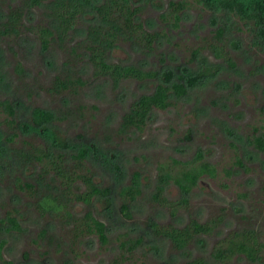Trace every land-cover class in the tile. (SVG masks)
<instances>
[{
    "label": "rangeland",
    "instance_id": "1",
    "mask_svg": "<svg viewBox=\"0 0 264 264\" xmlns=\"http://www.w3.org/2000/svg\"><path fill=\"white\" fill-rule=\"evenodd\" d=\"M28 1L0 0V101L10 102L14 109L9 116L0 107V241L5 242L0 264H109L119 255L121 234L142 238L123 264H184L199 257L207 264H264V151L248 141L252 135L264 137V44L255 43L250 26L186 0L190 8L180 27L172 29L159 19L170 0H133L141 7L138 20L158 37L151 50L132 41L119 42L107 59L156 71L158 77L114 85L94 76L88 61L85 29L94 22L91 11L79 18L69 36L54 35L43 49L31 28L46 25L54 30L50 6L29 8ZM11 8L23 13V27L18 35L7 36L2 25ZM221 26V40L234 65L216 58L206 44V39L218 41L214 34ZM179 75L186 81L183 97L172 96L166 109L154 108L142 131L121 132L122 116L135 100ZM56 76L80 78L84 84L75 91L53 90ZM34 107L53 112L50 132L31 125ZM31 145L62 154L66 168L74 166L79 147L89 148L93 181L110 186L113 194L90 203L64 202L74 217L91 211L103 221L107 244L101 245L95 236L71 243V219L39 212L40 197L48 193L60 197L62 187L54 173L41 172L30 157ZM197 152L216 167L217 175H203L187 203L181 202L183 193L173 182L155 199L157 165L173 158L188 162ZM135 171L140 173L141 193L130 202L131 217L126 218L117 190L131 182ZM19 182L32 184L36 193L19 188ZM74 185L77 192L85 189L80 181ZM8 212L20 230L9 228ZM218 217L222 219L210 234L195 236L182 249L147 227L149 220L183 227L192 218L204 223ZM244 230L255 232L263 243L257 259L236 255L229 262L216 261L215 244Z\"/></svg>",
    "mask_w": 264,
    "mask_h": 264
},
{
    "label": "trees",
    "instance_id": "2",
    "mask_svg": "<svg viewBox=\"0 0 264 264\" xmlns=\"http://www.w3.org/2000/svg\"><path fill=\"white\" fill-rule=\"evenodd\" d=\"M198 5L210 11L222 12L225 16L232 17L250 26L256 34L255 43L264 44V0H196ZM48 3V16L54 24V30L46 25H36L31 30L36 34L39 43L43 49H48L54 35L60 39L69 36L77 29L79 18L88 10L94 14V22L85 29L87 44L88 61L93 67V74L96 77H104L114 85L122 80L136 79L139 81L156 78V71L142 70L134 65L121 64L108 61V52L118 46L119 42L132 41L141 45L145 49H152L157 33L148 31L143 23L138 20L141 7L135 6L133 0H29V8H35ZM190 8L186 0H170L166 12L160 14L159 19L172 29H178L182 20L183 13ZM23 13L18 8H11L8 12L7 20L2 25V34L11 36L18 35L23 27ZM233 20V19H232ZM224 27H218L214 36L218 41L207 40V46L216 58L227 61L234 65L229 52L222 41ZM198 50L192 52L195 54ZM20 67V66H19ZM21 70V67L19 68ZM53 90H74L84 81L80 78L71 77L60 78L56 76L53 80ZM186 81L183 75H179L176 81H161L156 84L155 89L150 94H143L135 100L129 109L123 114L121 120V132L128 129L142 131L147 123L151 111L156 109H166L172 105L171 97L180 99L187 92ZM2 107L9 116H13L14 109L10 102L0 101ZM55 116L50 110L41 107H34L31 110V125L42 131H49V126ZM12 123V120L9 121ZM248 141L258 150L264 151V137L262 135L249 136ZM30 157L40 166L41 172L54 173L59 179L62 193L61 196L44 194L37 202V208L41 214L51 212L65 220H72L70 231L71 243L80 242L87 236H95L101 245L107 244V228L103 221L98 219L91 211L83 216L74 217L67 209L65 200L81 201L90 203L94 198H109L113 194L110 186L101 187L97 185L91 176L88 165L89 148L79 147L73 158L75 164L71 168L64 165L63 155L46 150L42 146H30ZM236 162L240 164V159ZM81 170V171H80ZM83 170V171H82ZM229 174V171L226 170ZM203 175L215 177L217 175L216 167L203 159L201 152H197L195 157L188 162L178 159H171L165 163L157 165V190L159 199L164 187L173 182L183 193L181 202L187 203V196L194 188ZM42 176V174H41ZM80 181L84 185V190L75 191L74 184ZM17 186L26 189L34 195L36 190L30 183L19 182ZM141 193L140 173L135 171L131 177V182L117 190L121 199L120 210L126 218H130V202L134 201ZM174 207V206H173ZM177 209L174 208L173 212ZM221 217L211 219L207 222H199L197 219H190L184 227H175L172 225H161L157 221L149 220L147 227L149 231L157 237L167 238L177 248L182 249L195 237L210 234L216 225L221 221ZM11 230H20V224L15 216L7 213L5 220ZM119 255L114 257L109 264H123L127 258L126 254L131 253L135 248L142 244V238H126L121 234L117 238ZM5 242L0 241V258ZM263 248V243L252 230L236 232L227 238L219 240L212 251L214 259L218 262H229L233 256L243 255L250 261H255ZM184 264H207L199 257Z\"/></svg>",
    "mask_w": 264,
    "mask_h": 264
},
{
    "label": "flooded vegetation",
    "instance_id": "3",
    "mask_svg": "<svg viewBox=\"0 0 264 264\" xmlns=\"http://www.w3.org/2000/svg\"><path fill=\"white\" fill-rule=\"evenodd\" d=\"M176 227V226H175ZM184 227V226H183ZM181 228V227H180Z\"/></svg>",
    "mask_w": 264,
    "mask_h": 264
}]
</instances>
